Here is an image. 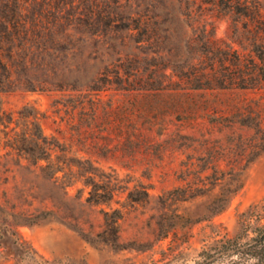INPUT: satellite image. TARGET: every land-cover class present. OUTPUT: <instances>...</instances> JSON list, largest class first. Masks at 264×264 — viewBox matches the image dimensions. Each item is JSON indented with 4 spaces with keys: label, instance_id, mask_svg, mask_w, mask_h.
Listing matches in <instances>:
<instances>
[{
    "label": "rangeland",
    "instance_id": "rangeland-1",
    "mask_svg": "<svg viewBox=\"0 0 264 264\" xmlns=\"http://www.w3.org/2000/svg\"><path fill=\"white\" fill-rule=\"evenodd\" d=\"M211 1L55 0L86 16L77 45L34 72L51 91L0 92V264H253L229 240L264 204V85L147 90L183 65L193 26L231 43L235 21L264 15V0L233 12ZM142 10L145 35L126 20ZM256 39L235 45L244 59ZM28 130L52 144L51 168L8 147Z\"/></svg>",
    "mask_w": 264,
    "mask_h": 264
},
{
    "label": "trees",
    "instance_id": "trees-1",
    "mask_svg": "<svg viewBox=\"0 0 264 264\" xmlns=\"http://www.w3.org/2000/svg\"><path fill=\"white\" fill-rule=\"evenodd\" d=\"M118 4L120 7L123 5L120 2ZM209 4L216 10L224 8L232 12L242 7L240 0H212ZM68 5L70 4L66 3L62 8L55 4V0H0V92L51 91V83L34 72H49L48 58H51L53 51H68L70 47L77 45V37L73 33L78 31L86 15L66 16ZM145 11L151 12L150 6ZM126 20L132 23L129 29L138 31L140 35L153 31L149 16L143 10ZM240 24V20L235 21L233 29L236 40L232 38L231 43L216 37V27L211 26L209 31L207 24L193 26L194 33L185 42L186 51L183 48L180 50L183 65L172 68L171 75L166 74L169 66L160 68L163 71L161 75L167 80L159 88L145 89L177 90L172 88L175 86L195 91L261 88L264 85V15L257 10L245 22L244 30ZM245 33L255 34L257 38L252 44L254 50L250 60L244 59L235 49ZM8 120L12 121V118ZM29 124L34 125L32 122ZM31 131L28 130L23 138L16 139L8 147L28 155L36 172L51 168L50 164L43 166L41 163L50 160L52 144L43 134ZM260 140L264 146V133ZM1 151L0 142V155ZM262 152L264 147L257 157ZM236 167L240 169V166ZM59 172L60 170H55L51 180L56 182ZM99 199L96 193L91 192L87 202L98 203ZM43 218L45 219L44 216ZM36 221L35 218L33 223L38 222ZM229 243V249H233L245 261L264 264V204L253 206L248 214L242 215L241 232L235 240H229Z\"/></svg>",
    "mask_w": 264,
    "mask_h": 264
}]
</instances>
